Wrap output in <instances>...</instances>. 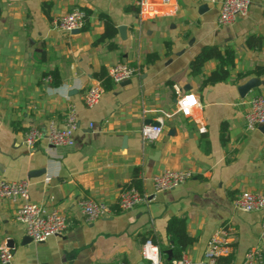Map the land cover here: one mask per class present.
I'll return each mask as SVG.
<instances>
[{
  "label": "crops",
  "instance_id": "1",
  "mask_svg": "<svg viewBox=\"0 0 264 264\" xmlns=\"http://www.w3.org/2000/svg\"><path fill=\"white\" fill-rule=\"evenodd\" d=\"M220 3L171 0L162 6L151 0L140 12L135 0H0V180L27 181L29 201L58 210L69 224L61 236L22 245L27 236L15 221L22 201L0 200V247L13 252L11 264H146L147 239L160 252L171 251L166 226L172 218L185 220L193 243L184 253L193 262L202 261L214 230L228 224L234 228L232 250L221 263L243 264L257 248L261 259L255 264H264V210L242 213L233 205L241 192L264 195V134L244 127L249 100L264 95V74L254 75L264 68V0H250L246 15L231 26L217 25ZM202 6L207 11L200 14ZM76 9L86 14L77 34L53 28V20ZM101 16L116 31L125 26L127 39L117 31L97 43L104 32ZM249 37L261 38L262 47L249 49ZM212 46L232 50L234 66L226 81L203 85L218 62L204 63L198 76L189 65ZM147 55L157 59L146 63ZM119 63L137 66L138 75L126 85L111 83L97 105L85 107L83 94L100 81L96 75ZM253 78L259 87L240 98L238 88ZM176 89L198 98V123L176 113ZM70 107L78 123L73 146L23 144L31 127H62ZM160 117V136L143 143L142 126ZM164 170H189L192 177L154 194L152 177ZM134 182L146 202L121 212L119 193ZM83 199L105 202L113 215L87 222L77 206Z\"/></svg>",
  "mask_w": 264,
  "mask_h": 264
},
{
  "label": "built area",
  "instance_id": "2",
  "mask_svg": "<svg viewBox=\"0 0 264 264\" xmlns=\"http://www.w3.org/2000/svg\"><path fill=\"white\" fill-rule=\"evenodd\" d=\"M171 0H158L162 6H167ZM199 2L200 0H194ZM151 0H135V5L140 12L150 6ZM250 0H221L217 17L218 26H231L237 19L248 12ZM86 14L83 10L76 9L53 20V28L61 33L72 34L80 30L85 22ZM138 67L130 64H115L107 68V75L112 84H120L131 80L138 75ZM48 77L46 81H50ZM104 93V87L99 81L90 86L83 94L82 102L87 108H93L98 104ZM176 94V113L194 123L199 122L201 106L198 98L190 92ZM162 116L168 117L167 114ZM63 126L57 127L50 123L46 132L31 127L24 133L23 144L27 148H34L40 143L48 146H73L74 132L78 128L77 114L74 107H70L63 120ZM264 126V95L253 96L248 103V111L244 117V127L247 131H256ZM163 130V119L160 117L156 125H144L140 130V136L145 144H152L160 136ZM192 177L189 170H164L152 177L154 194L172 190ZM0 200H7L12 204L20 201L15 221L25 231V235L33 243H43L49 238L58 237L64 234L69 224L61 212L50 209L47 206L39 205L29 201V187L27 181L6 182L0 180ZM146 202L142 193L134 187L123 188L119 193L117 207L121 212L133 210L140 204ZM234 208L242 213H252L264 210V195L250 192H241L234 200ZM81 215L87 222L108 218L113 215L110 205L93 199H83L77 203ZM234 228L228 224L219 226L209 237L203 259L199 263L193 262L185 253L176 260L169 263L161 261L159 248L152 240L147 239L142 245V257L146 264H222L221 260L227 257L232 250ZM261 236L264 238V221L261 224ZM13 252L6 246L0 247V264H11ZM261 259L260 251L257 248L250 249L244 258L243 264H255ZM102 264V263H95Z\"/></svg>",
  "mask_w": 264,
  "mask_h": 264
},
{
  "label": "trees",
  "instance_id": "3",
  "mask_svg": "<svg viewBox=\"0 0 264 264\" xmlns=\"http://www.w3.org/2000/svg\"><path fill=\"white\" fill-rule=\"evenodd\" d=\"M104 22V32L98 38L97 43H103L105 41L112 40L117 31L112 24L111 20L106 16H101ZM82 29V28H81ZM263 45V41L259 37H249L246 41V46L249 49L260 48ZM109 48L112 49L113 45L110 44ZM157 59V55H147L146 63H149ZM216 60L218 65L208 77L203 81V85H213L216 83L224 82L229 77V70L234 66L235 56L232 50L226 49L221 51L218 47H205L202 51L192 60L189 65L190 74L192 76H198L201 74V69L204 63ZM264 74V68L255 69L254 75L261 76ZM96 77L102 81V85L105 90L110 89L111 81L108 78L107 70H102ZM53 80V86L58 85V80L55 75L51 76ZM132 186L139 190V184L134 182ZM166 233L172 241L171 247V260L179 259L184 251L193 243V239L189 238L185 232V220L181 218H172L168 221L166 226ZM160 251V250H159ZM164 254V263H169L165 252H160V255ZM162 259V258H161Z\"/></svg>",
  "mask_w": 264,
  "mask_h": 264
},
{
  "label": "water",
  "instance_id": "4",
  "mask_svg": "<svg viewBox=\"0 0 264 264\" xmlns=\"http://www.w3.org/2000/svg\"><path fill=\"white\" fill-rule=\"evenodd\" d=\"M206 11H207V7L206 6H202L200 8L199 13L200 14H203ZM117 31H118V34H119L120 39L123 40V41H125L127 39V28L125 26H119L117 28ZM78 32L79 31L76 30V31H73L72 34H77ZM129 83H130V80L125 81V82H122L121 85H126V84H129ZM259 85H260V82L257 79H255V78L248 80L245 84H243L242 86H240L238 88V94H239L240 98H244L251 90H253L254 88L259 87ZM184 90L185 91H189L190 90V87L189 86H186L184 88ZM148 123L151 124V125H156V123H154L152 121H148ZM259 130H260V132L262 134H264V126H262L261 128H259ZM123 146H125V143H124ZM29 242H32L31 239L28 238V237H25L22 240L21 244L24 245V244L29 243ZM12 245H13L12 242L9 241L8 242V246L11 248ZM165 254L167 256V260L170 261L171 260V251H166Z\"/></svg>",
  "mask_w": 264,
  "mask_h": 264
},
{
  "label": "rangeland",
  "instance_id": "5",
  "mask_svg": "<svg viewBox=\"0 0 264 264\" xmlns=\"http://www.w3.org/2000/svg\"><path fill=\"white\" fill-rule=\"evenodd\" d=\"M154 42H155V44H158V43H160V39H156V40H154ZM161 258H162L161 261L163 262V260H164V254L161 255Z\"/></svg>",
  "mask_w": 264,
  "mask_h": 264
}]
</instances>
